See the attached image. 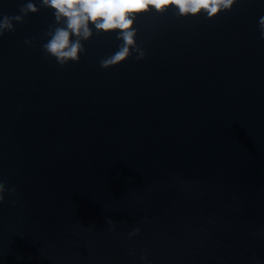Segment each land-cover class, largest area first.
I'll use <instances>...</instances> for the list:
<instances>
[{
  "label": "water",
  "instance_id": "1",
  "mask_svg": "<svg viewBox=\"0 0 264 264\" xmlns=\"http://www.w3.org/2000/svg\"><path fill=\"white\" fill-rule=\"evenodd\" d=\"M33 2L0 36V264H264V0L139 14L107 69L117 31L61 66Z\"/></svg>",
  "mask_w": 264,
  "mask_h": 264
},
{
  "label": "clouds",
  "instance_id": "2",
  "mask_svg": "<svg viewBox=\"0 0 264 264\" xmlns=\"http://www.w3.org/2000/svg\"><path fill=\"white\" fill-rule=\"evenodd\" d=\"M237 0H40V7L54 10L55 24L45 33L50 37L42 46L46 54L56 58L58 64L66 65L69 61H79L80 54L86 52L82 41L89 40L96 34L117 31V39L122 41L119 50L113 55L101 59L102 68H110L125 61L133 50L143 59L146 53L137 45L135 18L142 13L155 9L163 13L170 6H175L178 16L197 15L204 13L213 18L221 11L231 10ZM40 10L33 0H28L20 8L22 15L0 17V36L6 31H15V22H23L31 12ZM261 38H264V17L259 20ZM75 37V39H73ZM25 43L31 44V40ZM15 193L16 188H8L0 181V203L5 199L4 193ZM109 224L114 221L109 219ZM140 229H135L130 235H135ZM147 260V256H143Z\"/></svg>",
  "mask_w": 264,
  "mask_h": 264
}]
</instances>
